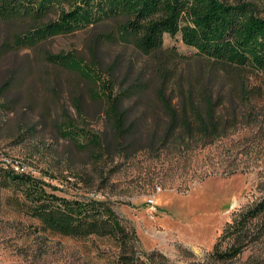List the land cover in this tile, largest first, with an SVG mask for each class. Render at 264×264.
Segmentation results:
<instances>
[{
	"label": "rangeland",
	"instance_id": "1",
	"mask_svg": "<svg viewBox=\"0 0 264 264\" xmlns=\"http://www.w3.org/2000/svg\"><path fill=\"white\" fill-rule=\"evenodd\" d=\"M220 1L246 4L264 19V0ZM115 26L105 20L15 49L9 47L14 35L28 26L0 21L1 263L117 264L120 254L107 237L78 239L39 229L38 220L16 204L21 195L10 180L15 172L57 195L108 202L135 235L129 240L134 264H264V216L246 225L242 241L231 233L235 214L264 196V76L215 73L179 35H165V48L144 55L131 43L107 38ZM171 49L181 57L171 56ZM45 53L81 62L67 69L46 61ZM102 86L113 94L138 90L122 104L129 108L126 125L132 124L122 146H114ZM201 91L220 97L216 114L225 135L207 144L149 147L152 110L162 113L159 95L180 107L192 93L201 106ZM68 119L98 133L102 149L65 141L59 129ZM214 245L240 252L214 261Z\"/></svg>",
	"mask_w": 264,
	"mask_h": 264
},
{
	"label": "trees",
	"instance_id": "2",
	"mask_svg": "<svg viewBox=\"0 0 264 264\" xmlns=\"http://www.w3.org/2000/svg\"><path fill=\"white\" fill-rule=\"evenodd\" d=\"M105 20L116 22L114 33L105 35L107 38L131 43L144 55L155 56L165 48V35H179L184 45L195 50V56L211 64L215 73L230 77L233 70H246L264 76V19L257 17L246 4L231 5L220 0H0V21L28 26L27 30L14 35L9 47L15 49H30L41 41ZM170 53L181 57L173 49ZM44 58L67 69H76L81 62L70 54L45 53ZM102 88L106 104L104 116L110 124L114 146L116 143L122 146L132 129V124L126 125L129 108L122 104L138 90L113 94L108 86ZM201 93V106L189 93L182 98L180 107L158 94L162 113L157 116L152 110L155 114L146 130L149 147L160 144L168 149L187 143L207 144L225 135L219 129L216 114L220 97ZM79 106L77 101L75 107ZM59 133L65 141L89 151L103 147L98 133L84 130L70 119L60 124ZM14 173L10 174V180L21 195L16 204L24 214L38 220L39 229L78 239L93 235L107 237L120 250L117 264H134L129 240L135 235L127 231L108 202L57 195L46 190L40 180L25 173ZM235 215L231 233L237 241H242L246 225L264 216V196ZM239 252L233 246L220 250L214 245L211 258L227 261Z\"/></svg>",
	"mask_w": 264,
	"mask_h": 264
},
{
	"label": "built area",
	"instance_id": "3",
	"mask_svg": "<svg viewBox=\"0 0 264 264\" xmlns=\"http://www.w3.org/2000/svg\"><path fill=\"white\" fill-rule=\"evenodd\" d=\"M15 169H16L17 171H23V168H19L18 166H17ZM93 198H95V197H93ZM148 203H149V205H150L151 210H152V211H155L153 200H152V199H149V200H148ZM1 251H2V250H1V248H0V256H1V253H2ZM0 264H2L1 261H0Z\"/></svg>",
	"mask_w": 264,
	"mask_h": 264
}]
</instances>
